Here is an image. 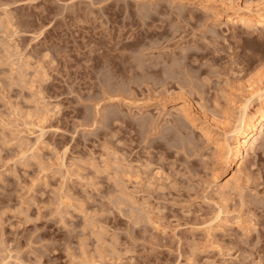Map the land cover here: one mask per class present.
I'll use <instances>...</instances> for the list:
<instances>
[{
	"label": "rangeland",
	"instance_id": "1",
	"mask_svg": "<svg viewBox=\"0 0 264 264\" xmlns=\"http://www.w3.org/2000/svg\"><path fill=\"white\" fill-rule=\"evenodd\" d=\"M256 4L0 0V264H264V135L227 185L212 125L264 91Z\"/></svg>",
	"mask_w": 264,
	"mask_h": 264
},
{
	"label": "bare ground",
	"instance_id": "2",
	"mask_svg": "<svg viewBox=\"0 0 264 264\" xmlns=\"http://www.w3.org/2000/svg\"><path fill=\"white\" fill-rule=\"evenodd\" d=\"M252 6L253 7L249 9V14L244 13L242 8L237 6L234 12V19L242 22L244 27L254 22L259 23V26H264V4ZM253 96L258 98L257 108L251 111V104L253 101L250 102V99L245 101V104L239 109V116L233 121L231 128L229 125H224L218 120H212V125L221 128L224 131V137H226L225 141L217 140L215 145L216 154L222 161L229 160L228 166L230 168L235 167V170L227 176V185L238 180V175L244 168L245 159L250 157L255 146L264 135V91L256 92ZM188 107L189 106L186 105H181L179 107V110H181L180 112L187 117L190 116ZM200 133L208 139L213 137L211 126L200 127Z\"/></svg>",
	"mask_w": 264,
	"mask_h": 264
}]
</instances>
